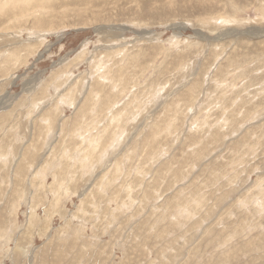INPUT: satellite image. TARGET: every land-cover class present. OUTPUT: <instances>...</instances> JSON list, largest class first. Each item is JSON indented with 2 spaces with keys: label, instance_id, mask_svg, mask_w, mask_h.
Returning a JSON list of instances; mask_svg holds the SVG:
<instances>
[{
  "label": "rangeland",
  "instance_id": "374dc122",
  "mask_svg": "<svg viewBox=\"0 0 264 264\" xmlns=\"http://www.w3.org/2000/svg\"><path fill=\"white\" fill-rule=\"evenodd\" d=\"M55 6L0 13V264H264V0Z\"/></svg>",
  "mask_w": 264,
  "mask_h": 264
},
{
  "label": "bare ground",
  "instance_id": "6f19581e",
  "mask_svg": "<svg viewBox=\"0 0 264 264\" xmlns=\"http://www.w3.org/2000/svg\"><path fill=\"white\" fill-rule=\"evenodd\" d=\"M5 2H2V0H0V13L2 14L3 12H6L8 9H17L22 15H23V17H30L31 16V14H36V13H39V12H41V13H44V12H46L45 11V9H53V10H55L56 11V6L55 5H57V3H59L60 2V0H4ZM38 9L36 12H35V9ZM44 10V11H43ZM52 10H49L48 11V14H49V16H51L52 15ZM238 20V19H237ZM231 21V20H230ZM43 22V21H42ZM91 28V27H90ZM116 29V28H115ZM111 30V29H110ZM120 30V29H119ZM58 31V30H57ZM101 31V30H100ZM115 31V30H114ZM6 32V31H5ZM9 32V31H8ZM113 34V33H112ZM116 34V33H115ZM254 34V33H253ZM113 37V36H112ZM3 40V39H2ZM7 40V39H6ZM172 41V40H171ZM177 41V40H176ZM85 52V51H84ZM17 56V54H16V52L15 51H13V52H9V54H8V57L7 58H5L6 60H8V61H6L5 63H4V65H3V68L4 69H9V67H10V65H8V62L9 61H11V60H14L15 61V59L17 58L16 57ZM5 61V60H4ZM13 61V62H14ZM107 78V77H106ZM96 96V95H95ZM101 98V97H100ZM91 99H93V98H91ZM95 99V98H94ZM63 100V99H62ZM76 100V99H75ZM98 101V100H97ZM70 102V101H69ZM73 103H75L74 102V100L72 101ZM72 102H70V103H72ZM95 103V102H94ZM121 114V113H120ZM11 116V115H10ZM113 116V115H112ZM115 117H117V116H115ZM13 118V117H12ZM118 118H120V117H118ZM111 119H112V117H111ZM113 120V119H112ZM119 120H121V119H119ZM118 120V121H119ZM48 121V120H47ZM114 121V120H113ZM53 123V122H52ZM51 123V124H52ZM112 123V122H111ZM118 125V124H117ZM111 126V125H110ZM49 128V127H48ZM47 128V129H48ZM116 128V127H115ZM118 129V128H117ZM121 129V128H120ZM105 130V129H104ZM119 130V129H118ZM114 135H115V132L113 133ZM114 137V136H113ZM90 138V137H89ZM102 138V137H101ZM117 139H118V136L116 137ZM113 139V138H112ZM115 139V138H114ZM88 140V139H87ZM99 140V139H98ZM101 140V139H100ZM104 140V139H103ZM119 140V139H118ZM115 141V140H114ZM92 142V141H91ZM90 142V143H91ZM94 142V141H93ZM92 142V143H93ZM97 142V141H96ZM103 144V143H102ZM101 146V145H100ZM19 163H21V162H19ZM20 165V164H19ZM18 165V166H19ZM21 167V166H20ZM23 167H25V165H23L22 166V168ZM86 167V166H85ZM7 169V168H6ZM4 182V181H3ZM81 264V263H80Z\"/></svg>",
  "mask_w": 264,
  "mask_h": 264
}]
</instances>
